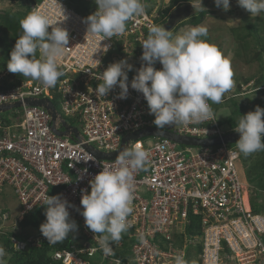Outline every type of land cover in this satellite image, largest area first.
Here are the masks:
<instances>
[{
  "label": "built area",
  "instance_id": "1",
  "mask_svg": "<svg viewBox=\"0 0 264 264\" xmlns=\"http://www.w3.org/2000/svg\"><path fill=\"white\" fill-rule=\"evenodd\" d=\"M79 1L94 0H34L31 4V12L46 15L69 33V47L58 60L64 75L55 87L31 78L18 80L7 67L0 69V106L22 103L10 109L9 118L0 116V195L11 187L21 204L18 221L9 222V211L1 218L3 223L16 225L36 209L46 208L42 204L47 195H60L74 205L68 211L78 227L72 233L71 246L53 250V258L63 264H123L124 260L115 256L123 241L114 243V255L106 257L81 214L82 190L90 193V180L102 165L114 166L115 161L99 158L88 146L115 152L126 135L155 126L143 94L131 88V81L145 64L141 43L149 27L166 24L159 19L164 7L159 0H143L144 15L131 18L124 33L101 41V36L87 33L83 21L88 15L74 6ZM96 9L91 6L86 12L92 14ZM122 59L133 66L127 71V98H117L118 86L105 97L97 95L94 90L102 81L96 77ZM154 67L159 70L162 65L157 62ZM56 97L62 118L58 117L55 126L63 129L66 120L79 129V138L71 136L73 132L59 135L51 113L27 103L31 98L54 102ZM208 103L215 121L177 123V127L164 129L199 138L223 136L227 131L212 102ZM68 118L78 124H71ZM133 143L149 150L150 164L147 171L133 172V212L128 217L132 242L127 264H175L177 254L186 259L189 246L199 242L202 264H264V213L253 210L239 168L243 154L236 146H189L161 137H143L128 146ZM190 213L202 217L203 235L199 239L187 236L181 247L175 235L191 223ZM8 239L16 251L48 243L40 229L27 237L9 235Z\"/></svg>",
  "mask_w": 264,
  "mask_h": 264
},
{
  "label": "clouds",
  "instance_id": "2",
  "mask_svg": "<svg viewBox=\"0 0 264 264\" xmlns=\"http://www.w3.org/2000/svg\"><path fill=\"white\" fill-rule=\"evenodd\" d=\"M96 11L84 18L87 33L99 35L101 41L111 40L126 31V23L134 16L145 14L143 0H94ZM218 8L230 9V0H214ZM238 5L255 18L264 13V0H237ZM194 11H205L203 0H193ZM22 34L16 39L7 62V70L23 77L55 87L64 72L58 60L69 47L66 28L53 23L38 11L28 13L20 20ZM51 28V31L49 29ZM204 25L190 26L175 36L165 26L151 25L142 41L141 60L145 62L131 81V88L142 93L153 124L158 133L176 123L214 120V111L208 103L219 104L234 87L231 60L219 47L209 43ZM108 46L103 50L107 52ZM39 53V58H37ZM159 62L161 69L154 65ZM132 65L120 60L108 65L96 77L99 83L94 92L105 97L117 86L119 99L128 96L127 71ZM227 131V130H225ZM240 134L238 151L245 156L264 151V108L241 115L235 128ZM231 132L227 131L226 133ZM150 152L140 143H133L118 152L114 166L102 165V170L90 180L91 191L82 190L81 205L85 224L103 254L114 255L113 244L118 243L132 227L128 217L133 212V172L147 171ZM46 221L40 225L49 245L61 243L77 230L68 209L74 207L60 195L48 196ZM39 230V229H37ZM7 253L0 246V264H6ZM175 264H189L184 254H177Z\"/></svg>",
  "mask_w": 264,
  "mask_h": 264
},
{
  "label": "rangeland",
  "instance_id": "3",
  "mask_svg": "<svg viewBox=\"0 0 264 264\" xmlns=\"http://www.w3.org/2000/svg\"><path fill=\"white\" fill-rule=\"evenodd\" d=\"M170 2L171 0H159L158 3L161 8H165ZM68 3L70 5L73 4L71 1H68ZM191 3L192 2H187L181 6ZM90 6L98 7L94 1L91 2ZM203 6L210 12L204 23L201 24L208 29V36L205 39H207L209 43L217 45L221 52L231 60L234 87L230 92L225 94L221 103H212L222 128L224 130H230V120L234 117L236 109L239 110L240 108L243 109V111L245 109L244 112H247L254 111L255 104L257 103L264 106V13L253 18L248 11L238 5L237 0H230V9L228 11L218 8L214 0H203ZM0 8L13 9L16 12H26L23 1L15 2L14 0H2L0 2ZM199 13L200 11H194L191 17ZM190 18L183 20L171 31L174 36L180 34L181 30H186L188 27L193 26L190 24ZM249 23L255 24L260 30H263V32L260 34L261 43L256 37L251 35L247 40V48H245L243 46L245 42L240 39V35L247 34L245 26ZM259 51H261L262 60L259 58L257 59L255 56ZM261 78L262 84H258V80ZM259 88H261V90H259ZM57 107L59 110L61 109L59 105ZM0 116L2 118H9L11 116V111L2 112ZM68 121L70 122L71 119L68 118ZM73 124L77 125L78 123ZM177 125L176 123L175 126L177 127ZM243 156L239 168L244 185L247 188L252 203L257 206L260 210L259 212L264 213V184H261L263 187L259 188L258 184L256 185L249 180V175H264V169L260 168L261 164L264 162V151ZM20 209L21 204L15 196L13 189L8 187V189L0 195V217H2L5 211H9L11 213V220L9 222L18 221L17 217ZM20 225L21 223H16V225L13 223L11 226L9 223H2L0 225V246H3L4 238L8 239L10 235L8 232L17 231V233L25 235L27 233L32 234L39 231L34 228L29 230L23 229ZM3 231L7 232V234H4ZM6 253V264H9L10 254L7 251ZM97 259L101 260L102 257H97ZM104 264H106V262Z\"/></svg>",
  "mask_w": 264,
  "mask_h": 264
},
{
  "label": "trees",
  "instance_id": "4",
  "mask_svg": "<svg viewBox=\"0 0 264 264\" xmlns=\"http://www.w3.org/2000/svg\"><path fill=\"white\" fill-rule=\"evenodd\" d=\"M2 0H0L1 2ZM4 1V0H3ZM16 1H23L25 4L26 12H16L13 9H1L0 8V69H4L7 67V62L10 59V52L12 48L15 45L16 39L18 36L22 34V29L20 27V20L23 19L28 13L31 12V4L34 3V0H14ZM93 2V1H92ZM187 2H193V0H171L170 4L162 8L160 11V21H162L164 24L169 19L172 11L181 6L184 3ZM91 3L86 1H79L75 6V8L86 15H90L86 11L90 9ZM209 11L206 9L205 11H200V13L196 16H193L190 18V24L193 26H198L204 23L207 16L209 15ZM247 29V34L240 35V39L245 42V45H243L245 48H247L248 38L252 35L258 39V41L261 43L260 34L263 32V30H260L255 24L249 23L247 26H245ZM263 34V33H262ZM256 58L262 60L261 51L256 53ZM37 58H39V53H37ZM12 76L16 77V79H27L26 77H23L21 74L12 73ZM258 84H262V78L258 80ZM261 90V88H259ZM59 97H56L54 99V103L56 106L59 105V108H61L60 105V99ZM258 104V103H257ZM257 104H255L257 106ZM255 106V107H256ZM261 108H264L263 105L258 104ZM58 108V107H57ZM245 111V109H244ZM243 109L237 110L234 112V117L230 120V130L227 131H234V128L240 118L241 115L246 114L247 112H244ZM72 121V120H71ZM70 123H75L72 121ZM231 146H236V144H230ZM244 155V154H243ZM242 155V158L244 157ZM260 168L264 169V162L261 164ZM249 180L256 185L258 184L259 188H262L263 186L261 184H264V175H249ZM253 210L255 212H259L260 210L257 208L256 205L252 203ZM45 209L46 208H40L36 209L34 212H32L29 215H26L24 220L21 222V228L23 229H40V225L46 221L45 216ZM6 212V211H5ZM190 225L188 224L185 228V231L181 234H176V244L183 247L185 244V239L187 236H194L198 239L203 235V229L201 227V220L202 217L200 215H193L190 213ZM3 223L2 218L0 217V225ZM10 235H15L19 237H27L31 233H27L25 235L15 233V232H8ZM130 230L127 233L122 234V239L124 245L115 251L116 257H121L124 262L123 264H127L128 258L131 256L130 253V244L132 242V239L129 237ZM3 237V236H2ZM3 246L6 249V251L10 254L9 258V264H63L61 261H57L52 256V251L56 249H64L69 248L73 242V235L70 234L69 238L61 243H57L55 245H49L48 243L43 244L40 248H33L26 251H16L13 248H11V241L9 239L4 238ZM194 247V249H193ZM203 250L202 243L199 242L195 246H189L188 252H187V258L186 260L190 264H202V260L200 258V254ZM194 256V258H193Z\"/></svg>",
  "mask_w": 264,
  "mask_h": 264
},
{
  "label": "water",
  "instance_id": "5",
  "mask_svg": "<svg viewBox=\"0 0 264 264\" xmlns=\"http://www.w3.org/2000/svg\"><path fill=\"white\" fill-rule=\"evenodd\" d=\"M193 13H194V9L191 4L183 5L175 8L172 11L169 19L167 20L165 24V28L168 29L169 31H172L183 20L190 18ZM27 103L31 105H38L45 107L51 113L54 120V128L59 135L61 136L71 135L70 132H73L74 135L71 136L75 138L80 137L79 129L71 126L66 120H63V129L57 128L55 126V121L58 119V117L62 118V116L52 100L31 98L27 100ZM20 106H22L21 102H17L12 105L7 104L0 106V113ZM143 137L169 138L183 145L210 147V146H218L222 144H236V142L240 138V134L238 132L231 131L225 133L223 136L212 137V138H199V137L183 135L167 129H163L160 131V133H158L156 126H153L126 135L123 139L121 148L115 152H111V153L103 152L94 148L92 145H89L88 148L99 158L115 159L116 156L118 155V152L121 151L123 148L128 147L131 141L138 140Z\"/></svg>",
  "mask_w": 264,
  "mask_h": 264
},
{
  "label": "bare ground",
  "instance_id": "6",
  "mask_svg": "<svg viewBox=\"0 0 264 264\" xmlns=\"http://www.w3.org/2000/svg\"><path fill=\"white\" fill-rule=\"evenodd\" d=\"M59 100V99H58ZM190 225V224H189Z\"/></svg>",
  "mask_w": 264,
  "mask_h": 264
},
{
  "label": "crops",
  "instance_id": "7",
  "mask_svg": "<svg viewBox=\"0 0 264 264\" xmlns=\"http://www.w3.org/2000/svg\"><path fill=\"white\" fill-rule=\"evenodd\" d=\"M57 107V106H56ZM45 222V221H44Z\"/></svg>",
  "mask_w": 264,
  "mask_h": 264
}]
</instances>
